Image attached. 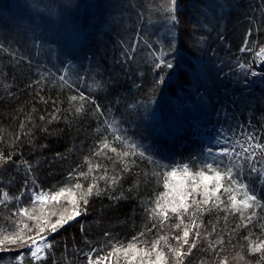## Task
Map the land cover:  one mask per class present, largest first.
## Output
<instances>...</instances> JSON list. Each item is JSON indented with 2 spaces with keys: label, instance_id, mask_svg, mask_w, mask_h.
I'll return each instance as SVG.
<instances>
[{
  "label": "trees",
  "instance_id": "obj_1",
  "mask_svg": "<svg viewBox=\"0 0 264 264\" xmlns=\"http://www.w3.org/2000/svg\"><path fill=\"white\" fill-rule=\"evenodd\" d=\"M28 2L16 6L14 14L0 15V153L11 154V160L0 163V190L10 196L25 193L19 201L0 204V229L14 232L23 227L21 221L35 224L27 215L17 213L19 208L32 210L29 189L37 184L44 190L70 184V173L74 169L77 175L86 172L88 159L102 165L92 176L104 175L107 169L108 176L119 175V182L107 194L88 197V204L82 205L86 212L47 235L52 244L47 259L34 261L27 248L11 245L12 250L0 252V264H21L19 255H24L23 264H87L85 253L91 252L94 259L104 256L112 251L109 242L126 246L141 231L146 233L141 241L167 235L169 244L178 246L173 237L182 235V230L147 231L144 227H151L145 209L153 208L152 201L168 191L163 173L183 164L198 171L205 162L221 170L230 163L227 157L213 159L205 153L204 141L194 137L193 130L201 124L191 128V119L196 116L202 121L220 115L219 124L235 129L243 126L264 144V63L254 55L264 45V0H177L179 23L175 24L160 7L165 0ZM195 6L199 14L194 15ZM45 14L79 29L68 50L40 23V15ZM245 39L256 45L252 52L240 51ZM76 43L82 49L81 57L71 54ZM170 44L175 51L166 58L172 60L174 69L153 67L155 55L167 51ZM239 63L251 64V69L240 70ZM208 64L214 68L207 74L202 68ZM246 71L260 75H245ZM81 93L88 99L70 100ZM204 97L209 105L201 103ZM81 105L83 111L77 113ZM223 114H227L224 119ZM116 136L137 146L136 154L125 158L127 171L121 172L122 165L108 159L116 158L110 149L95 155L105 142L118 151H130ZM141 151L145 158L140 157ZM250 164L264 169L262 158L254 163L233 157L231 162L237 179L264 202V177L252 173ZM80 182L86 188L91 177ZM98 183L105 184L103 180ZM170 183L176 181L170 179ZM218 195L228 202L223 189ZM237 199H243L242 195ZM62 203L66 206V201ZM248 211H255L256 218L235 232L232 230L242 223L238 213L216 208L202 216L198 213V223L203 225L200 231L209 240L222 237L225 244L223 250L214 245L213 251L207 241L200 240L184 264H219L225 256L228 264H256L260 254L249 253L244 237L251 232V240H264V208ZM169 215V224L178 222ZM57 218L53 216L52 221ZM184 219L189 223L187 216ZM213 226L215 232H211ZM195 231L190 233V241ZM143 247L150 245L138 243V248ZM238 253L245 259L240 260ZM106 261L125 264L122 254L118 261L115 256ZM169 264H174L170 255Z\"/></svg>",
  "mask_w": 264,
  "mask_h": 264
},
{
  "label": "snow or ice",
  "instance_id": "obj_2",
  "mask_svg": "<svg viewBox=\"0 0 264 264\" xmlns=\"http://www.w3.org/2000/svg\"><path fill=\"white\" fill-rule=\"evenodd\" d=\"M160 7L164 13H167L166 19L170 23H179L176 16L177 0H165ZM247 35H251V32ZM255 47L256 45L254 43L250 44L245 39L240 51L252 52ZM2 48L3 45H0V49ZM130 50L135 51V48ZM174 51L175 46L170 44L167 51H161L159 55L153 54L155 55L153 67L161 70H173L174 65L172 60L166 57ZM254 55L259 57L261 62L264 63V45L259 46L258 51H255ZM238 66L240 70L251 69V64L239 63ZM249 74L253 77L260 75L256 71H250V73L248 71L245 72V75ZM60 79L63 80V77H60ZM161 82H163L162 78ZM77 99L87 100L88 98L83 93L79 97L76 95L70 97L72 101ZM82 111L83 105L76 109L77 113ZM97 111H99V106H97ZM41 119H44V117H41ZM50 119L55 120L57 117L51 116ZM115 139L123 143L130 151H118L116 147H112L109 143L105 142L102 143L101 152H97L95 155H101L103 149H110L116 158L108 157V159L113 160L114 163L119 162L122 165L120 168L121 172L127 171L128 165L125 158L129 155H135L137 146L135 144H129L121 136H116ZM246 139V146L244 143L237 141L232 149L222 148L215 153L211 146L206 149L208 155L213 157V159L216 157H227L230 163L223 170L219 167H214L213 163L205 162L198 171H193L188 164H183L163 173L164 188L168 191L152 201L155 205L153 208L150 210L145 209L149 213L151 227H148V225L144 227L147 231H151L153 228H159L160 230H164L165 228L182 230V235L173 237L177 241L178 246L173 247L169 244V237L167 235H159L158 238L152 241H141L140 238L146 235L145 231H141L139 236H134L132 241L128 242L126 246L119 241L115 244L109 242L112 251L106 253L104 256H97L94 259L91 252L85 253L87 264H104L106 260L110 261L113 256L118 261L120 254L125 258V264H132L134 261L137 264H169V255L174 259V264H184L185 257L191 255L192 250L197 248V243L200 240L207 241L209 250L214 251V245H221V250H223L222 246L225 244V241L222 237L218 236L213 240H209L208 235L200 231L203 225L198 223V213L202 216L204 212L211 211L213 208L230 212L232 215L238 213L242 223L236 225L232 230L235 232L241 227H247L256 218L257 213L255 211L249 212V209L264 208V202L257 197L254 189H251L248 184L237 179V175L234 174L233 167L231 166L234 155L238 159L242 157L244 160L251 162L256 159L258 152L264 154V144L258 142L253 143L252 141L255 140V137L250 133L246 135ZM237 147L241 149L240 152L235 151ZM139 155L141 158L146 157V153L143 151ZM147 159L150 163L153 162L151 157H147ZM9 160H11V154L5 156L3 153H0V163H7ZM24 163L27 164L28 162L24 161ZM85 163L88 164L86 172L81 170L77 175L74 169L70 173V184L56 186L49 190L40 189V186L37 184L35 190L29 189L32 210L19 208L17 213L27 215L28 220H34L36 223L29 226L28 223L21 221L23 227L14 232L0 229V252L10 251L12 249L9 246L15 245L17 249L27 248L29 250L28 254L34 261L47 259L46 252L52 248V244L48 241L47 235L56 232L58 228L63 227L70 221L76 220L82 212H86V208L83 206L88 204V197L107 194L111 187L118 184V174L108 176L107 169H104V175L92 176V173L99 171L102 165L93 164L91 159L86 160ZM217 163L223 162L217 161ZM236 166L240 167V165ZM249 166L252 173H257L258 176L264 177V169L258 170L251 164ZM29 168H31L30 165ZM178 172L181 174L179 177ZM153 175L158 174L153 173ZM89 177H91V182L85 188L80 182V179L88 180ZM170 179L176 181V183H170ZM73 180H75V183L71 184ZM101 180L105 182L104 186L98 183ZM32 183L36 184V181L33 180ZM222 189L223 194L227 195V203L221 198V195H218ZM0 193H2L0 204H5L12 200L19 201L20 197L25 194L21 192L19 196H10L7 191L3 190H0ZM238 195H242L243 199L238 200ZM197 196L202 197V199H197ZM120 198L110 197V199L117 200ZM189 199H191L190 203ZM62 200L66 201V206L62 203ZM221 205H224L223 209H221ZM46 208H48V211H45ZM189 209H192V211L190 212ZM169 213L176 217L177 223H168L171 219ZM53 216L58 217L54 222L52 221ZM185 216L188 217L189 223H185ZM33 229H35L34 234L30 235V233H33ZM193 229L196 231L193 233L194 238L190 241L189 236ZM81 231H83V225H81ZM215 231L216 228L213 226L211 232ZM262 231H264V228H262ZM205 232L207 233L208 230L205 229ZM251 236L252 233L249 232L244 239L249 242L248 249L250 254H260V259L256 264H261V262H264V240H259V242L253 241L251 240ZM161 242H163V247H161ZM138 243H144L145 245H150V247L138 248ZM184 246H187V248L185 249ZM165 248L168 250L167 253L164 251ZM92 251L96 250L93 249ZM237 255L239 256V253ZM239 259L244 260L245 257L239 256ZM17 260L23 264L24 255L17 256ZM219 264H228V258L226 256L222 257Z\"/></svg>",
  "mask_w": 264,
  "mask_h": 264
},
{
  "label": "rangeland",
  "instance_id": "obj_3",
  "mask_svg": "<svg viewBox=\"0 0 264 264\" xmlns=\"http://www.w3.org/2000/svg\"><path fill=\"white\" fill-rule=\"evenodd\" d=\"M29 4L28 0H0V15H11L14 14L16 11V6H18L19 4ZM206 8V7H205ZM194 15L196 13H198V11L196 10V6L194 8ZM41 14V13H40ZM199 14V13H198ZM40 23L42 24V26L46 27V29L49 30V33H51L54 37H51L49 35V33L47 31L44 30L45 34L49 37H51L55 42H57V44H63L64 47L68 50L69 49V43L71 40L74 39V37L76 35H78L79 33V29L77 27H75L74 25L72 26V24H68L66 22H61L58 21L57 19L53 18L52 16L49 15H44V17H42V15H40ZM188 25L189 27L193 28L194 25L193 23L189 20L188 21ZM192 32V30H190ZM73 48L75 50H71V54L76 55V53H78L79 57L82 56V49L78 44H74ZM56 53L54 52L53 55H55ZM49 57H52L51 54L48 55ZM209 66H203L202 69L205 70V72L208 74V71L210 69L214 68V65L208 64ZM210 72V71H209ZM196 81V79H195ZM201 103H204V105H209L210 102L208 100L207 97H204L201 99ZM226 113V112H225ZM227 114H223L221 117L224 119L226 118ZM220 116V115H219ZM219 116H215L214 118L209 117H205L202 121H200L201 119H197L196 116L193 117V119H191V128L193 126H195L196 124H202L198 126L194 133V137L197 136V139H201L202 141H204V151L206 154L207 151L206 149L211 146L213 147L214 153L216 151H219L222 148H229L232 149L234 145H236L237 141H240L241 143H244L245 146L247 144V139H246V135L251 133L250 131H239V130H243L245 127L241 126L240 129H235V128H231V127H227L225 129H221V126H224L221 122V124L218 123V117ZM231 117V116H230ZM233 118H235V116L232 115ZM238 121V120H237ZM174 127V126H173ZM226 127V126H225ZM176 130V128H174V131ZM253 143H256L257 140L255 139L254 141H252ZM236 152H240L241 149L239 147H237L235 149ZM235 157V155L233 156ZM258 157H262L264 159V154L261 153H257L256 159L253 160L254 163H257ZM180 175V174H178ZM33 190L36 189V187L32 188ZM40 189H42L40 187ZM44 190V189H43ZM30 196V193H29ZM104 264H109L107 261L104 262Z\"/></svg>",
  "mask_w": 264,
  "mask_h": 264
}]
</instances>
